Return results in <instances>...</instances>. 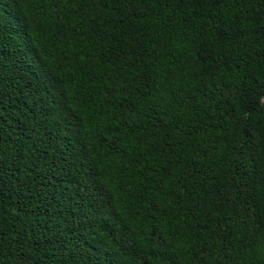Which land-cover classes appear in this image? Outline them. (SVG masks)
Returning <instances> with one entry per match:
<instances>
[{"label":"trees","instance_id":"obj_1","mask_svg":"<svg viewBox=\"0 0 264 264\" xmlns=\"http://www.w3.org/2000/svg\"><path fill=\"white\" fill-rule=\"evenodd\" d=\"M0 264H264V0H0Z\"/></svg>","mask_w":264,"mask_h":264}]
</instances>
